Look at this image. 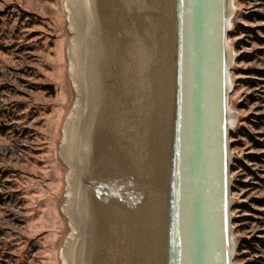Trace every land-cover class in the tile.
Listing matches in <instances>:
<instances>
[{"label":"water","instance_id":"water-1","mask_svg":"<svg viewBox=\"0 0 264 264\" xmlns=\"http://www.w3.org/2000/svg\"><path fill=\"white\" fill-rule=\"evenodd\" d=\"M64 6L75 101L59 149L69 168L61 263L233 264L234 0Z\"/></svg>","mask_w":264,"mask_h":264},{"label":"rangeland","instance_id":"rangeland-1","mask_svg":"<svg viewBox=\"0 0 264 264\" xmlns=\"http://www.w3.org/2000/svg\"><path fill=\"white\" fill-rule=\"evenodd\" d=\"M64 2L0 0V264H62L60 251L70 233L61 211L69 168L59 154L75 101ZM234 7L233 132L252 135L256 143L230 138L233 167L243 163L252 173H231L233 264H264V77L251 74L264 72V21L245 19L252 12L264 15V2L234 0ZM237 25L255 29L261 42L235 35ZM251 80L256 83L245 82ZM252 239L260 240L255 250H239Z\"/></svg>","mask_w":264,"mask_h":264},{"label":"trees","instance_id":"trees-1","mask_svg":"<svg viewBox=\"0 0 264 264\" xmlns=\"http://www.w3.org/2000/svg\"><path fill=\"white\" fill-rule=\"evenodd\" d=\"M245 1L251 2V3H255V2H257V3H261L262 2L263 3L264 2V0H245ZM245 19L247 21H249V22H253V21L257 20V19H260V20L264 21V15H260L259 13H256V12L253 13L252 12L249 16H245ZM234 34L235 35L244 34L246 36H253V38H255V40L257 42H261V38H258V35L256 34V30L253 29V28H248V27H243L241 25H237L235 27V29H234ZM251 74H255L257 76H263L264 77V72L263 71L252 70ZM245 82L250 84V85L256 83V81H253V80L245 81ZM43 88H45V87H43ZM239 136L246 138L251 143H256L254 138L252 137V135H249V134H247L245 132H242V131H238V132H235V133L233 132L232 135H231V137L233 139H237ZM248 159L251 160V161H254L255 157L254 156H250V157H248ZM238 168H240V169H242L244 171H247L249 174H252L251 171L243 163H240L239 167L234 166L232 171H236V170H238ZM242 186L244 187L245 185H242ZM256 242H260V240L259 239H252V240H249V241L245 240V241H243L241 247H239V250H243V248H249L250 250H255Z\"/></svg>","mask_w":264,"mask_h":264},{"label":"bare ground","instance_id":"bare-ground-1","mask_svg":"<svg viewBox=\"0 0 264 264\" xmlns=\"http://www.w3.org/2000/svg\"><path fill=\"white\" fill-rule=\"evenodd\" d=\"M81 42H82V45H83V42H84L83 41V38H82V41ZM96 44H97V42H96ZM88 48L89 47L87 46L86 47V51H88ZM93 50H94L93 51V55L90 56V57H88V60H89V64H88L89 67L88 68L93 71V75H94V72H96L97 67H98V71H99V67H100L99 63L102 61V59H101L102 54L97 55L96 54L95 47L93 48ZM82 62H81V69H80V75H79L80 76V79H81L80 80V83L84 79L86 80V78H87L86 66H85V59H83ZM104 63H105V66H104L105 76H107V73L112 71V68H111V65H112V57H111V55L109 54L108 51H107V56L105 57ZM101 70L103 71V67L101 68ZM78 89H81V85L78 86ZM90 89H91V87H90ZM73 93H74V91H73Z\"/></svg>","mask_w":264,"mask_h":264}]
</instances>
